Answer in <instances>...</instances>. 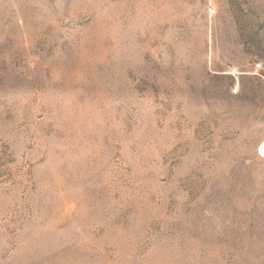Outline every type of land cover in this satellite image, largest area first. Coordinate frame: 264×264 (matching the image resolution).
I'll use <instances>...</instances> for the list:
<instances>
[{"label": "rangeland", "instance_id": "1", "mask_svg": "<svg viewBox=\"0 0 264 264\" xmlns=\"http://www.w3.org/2000/svg\"><path fill=\"white\" fill-rule=\"evenodd\" d=\"M0 264H264V0H0Z\"/></svg>", "mask_w": 264, "mask_h": 264}]
</instances>
